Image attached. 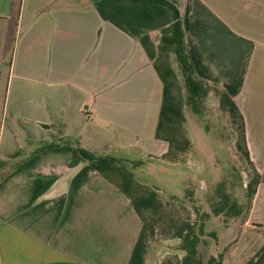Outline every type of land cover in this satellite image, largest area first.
I'll return each instance as SVG.
<instances>
[{
    "label": "crops",
    "instance_id": "obj_1",
    "mask_svg": "<svg viewBox=\"0 0 264 264\" xmlns=\"http://www.w3.org/2000/svg\"><path fill=\"white\" fill-rule=\"evenodd\" d=\"M169 1L195 76L231 95L262 172L264 0ZM161 88L139 41L91 0H0V264L126 263L140 218L72 146L162 159ZM250 217L264 218V179Z\"/></svg>",
    "mask_w": 264,
    "mask_h": 264
},
{
    "label": "trees",
    "instance_id": "obj_2",
    "mask_svg": "<svg viewBox=\"0 0 264 264\" xmlns=\"http://www.w3.org/2000/svg\"><path fill=\"white\" fill-rule=\"evenodd\" d=\"M98 15L110 21L116 27L136 38L161 80V99L153 136L166 141L167 147L162 157L176 158L186 151L190 141L181 126L184 120L182 104L185 103L193 112L197 113L195 102L206 93L208 86L194 74L193 65L185 51L183 30L177 7L169 0H91ZM159 29V41L154 44L150 37L152 29ZM171 50L179 64L180 75L185 96L180 101L178 93L174 92V72L171 66L161 57L162 50ZM215 88V87H214ZM217 92L219 107L227 112L230 121L235 125L236 147L241 151L245 160L250 163L253 173L244 184V202L231 197L224 189L223 183L215 186V199L209 204V210L200 215L208 217L210 214L221 215L222 223L229 218H237L243 222L248 213L256 186L264 179V170L258 172L252 163L244 140V122L240 110L225 89H214ZM48 143L46 145H53ZM75 154L86 161L93 169L108 180L116 183L117 187L128 196L130 203L138 214L141 225L130 254L125 264H144L143 254L148 235L152 232V218L155 210L160 207L153 190L146 193H136L133 187V174L125 168V163H131L124 157L114 154H98L91 152L78 144L72 146ZM140 161H133L138 164ZM117 178L118 180L114 179ZM195 212L197 206L193 204ZM171 235L176 237L180 255L164 257L159 264H223L224 253L216 248V234L214 230H204V222L199 219L189 220L182 217L178 223L170 224ZM203 234L213 238L212 244L205 248L207 241ZM204 247V250L202 249ZM241 264H264V240L259 247Z\"/></svg>",
    "mask_w": 264,
    "mask_h": 264
},
{
    "label": "rangeland",
    "instance_id": "obj_3",
    "mask_svg": "<svg viewBox=\"0 0 264 264\" xmlns=\"http://www.w3.org/2000/svg\"><path fill=\"white\" fill-rule=\"evenodd\" d=\"M159 35L157 28L150 31L154 44H161ZM162 52L161 57L174 72V92L183 101L185 92L179 64L171 50ZM206 88V93L195 102L197 113L182 104L184 120L181 126L190 141L186 151L174 159L162 155V159L149 158L140 154L132 160H139L138 164L124 162L125 168L132 171L135 192L143 194L153 190L161 204L152 215V232L146 240V264H159L166 256L182 253L170 227L182 217L197 218L204 222L205 231L214 230L216 248L222 249L224 264H241L264 240V218L250 217L243 222L229 218L227 223H222L220 214L200 215L209 210V204L216 197L218 182L223 183L231 197L244 202V184L253 173L250 163L236 147L235 125L227 112L219 107L217 92ZM193 204L198 208L196 212ZM203 237L207 241L205 248L209 247L213 238L207 234Z\"/></svg>",
    "mask_w": 264,
    "mask_h": 264
},
{
    "label": "built area",
    "instance_id": "obj_4",
    "mask_svg": "<svg viewBox=\"0 0 264 264\" xmlns=\"http://www.w3.org/2000/svg\"><path fill=\"white\" fill-rule=\"evenodd\" d=\"M83 110H86L85 108H83Z\"/></svg>",
    "mask_w": 264,
    "mask_h": 264
}]
</instances>
